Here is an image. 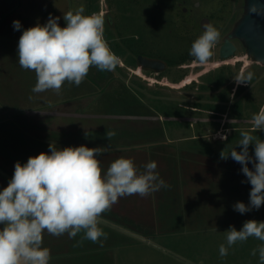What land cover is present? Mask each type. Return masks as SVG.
I'll use <instances>...</instances> for the list:
<instances>
[{"label":"crops","instance_id":"1","mask_svg":"<svg viewBox=\"0 0 264 264\" xmlns=\"http://www.w3.org/2000/svg\"><path fill=\"white\" fill-rule=\"evenodd\" d=\"M55 5L54 0H0V190L8 185L17 161L24 164L30 156L48 152L49 143L59 148L109 145L99 157L105 171L120 157L132 159L139 171L155 161L160 178L170 187L146 197L120 198L100 218L99 227L107 234V239L101 238L102 246L88 240L78 244L83 233L70 239L67 233L57 237L45 232L43 247L50 250L49 264H134V259L126 258L127 249H131L127 247L148 248L154 254L149 263L162 259L164 264H260L259 254L251 253L264 242L254 237L237 242L225 257L219 254L230 226L240 230L246 220L264 221V205L245 214L234 211L237 201L248 204L251 185L239 163L220 159L221 151L227 154L241 139L240 132L251 128L253 115L245 113L242 98L235 101L249 84L236 86L233 103L230 94L218 98V104L232 103L231 115L229 108L217 111L202 107L225 118L213 132L202 113H189L203 115L196 126L184 125L183 116L173 118L179 123L176 128L164 127L168 118L153 116L148 107L140 112L145 105L136 96V103H132L137 109L109 112L105 104L117 99L92 92L84 81L79 86L66 82L59 95L51 90L33 93L36 76L20 67L18 41L23 30L45 24L49 14L59 17ZM14 20L20 21V30H14ZM75 87L83 88L79 96ZM92 97L100 98L98 110L75 109L77 103ZM241 119L248 124L238 123ZM187 126L191 130H186ZM106 131L117 135L109 142ZM220 132L227 135L226 141L210 137ZM254 133L264 136L259 131Z\"/></svg>","mask_w":264,"mask_h":264},{"label":"clouds","instance_id":"2","mask_svg":"<svg viewBox=\"0 0 264 264\" xmlns=\"http://www.w3.org/2000/svg\"><path fill=\"white\" fill-rule=\"evenodd\" d=\"M84 12L81 6L63 14L64 27L59 24L60 17L49 14L45 24L37 23L22 31L17 45L18 63L35 73L33 93L51 90L59 95L66 82L79 86L90 68L111 72L120 64V57L104 37V16ZM249 12L264 15V5L253 3ZM21 27L19 20L13 21L14 30ZM219 38L215 26L204 24L189 52L194 62H209ZM247 67L233 78L237 86L250 84L253 79L254 73L246 71ZM257 131L264 132V107L253 115L250 130L240 132L236 147L227 154L224 150L220 153L221 160L231 158L241 165L240 171L251 185L248 204L237 201L233 205L240 214L264 205V139L252 134ZM116 135L115 131L105 133L109 142ZM217 135L227 140V135ZM250 145H254L253 155L249 153ZM108 150L109 145L59 148L49 143L48 152L30 156L24 164L15 163L12 178L0 190V264H49L50 250L43 247L45 232L57 237L67 233L70 239L83 233L78 244L88 240L102 246L101 238L107 239V234L99 227L100 218L120 198L146 197L170 187L160 178L155 161L139 171L132 159L120 157L105 171L99 157ZM225 233L226 243L219 245L221 257L227 256L237 242L250 237L264 242V221L246 220L240 230L230 226ZM257 253L260 264H264V243L251 254Z\"/></svg>","mask_w":264,"mask_h":264},{"label":"rangeland","instance_id":"3","mask_svg":"<svg viewBox=\"0 0 264 264\" xmlns=\"http://www.w3.org/2000/svg\"><path fill=\"white\" fill-rule=\"evenodd\" d=\"M160 2L162 3L155 5H136L133 0H54L55 6L59 8L61 27L66 26L63 14L69 10L75 11L81 6L85 8V15H89L91 10L93 14L103 15L105 19L104 37L109 46H118L121 41L139 36L141 41L143 40L147 44L151 40L155 42L159 50L169 52L172 59L179 54L180 50L187 52L186 57L188 56L190 61L187 62L183 77L176 75L179 72L175 69L163 73L162 78H156V76L145 72L141 74L139 70L134 69V59L130 50L124 52L123 55H117L121 62L114 71H100L95 67L90 68L83 82L89 85H86V88L92 87V92L96 91L98 94L108 95L109 99H117V102H107L105 104L107 106L104 107L105 110L109 112L132 111V108L137 109L134 104L137 101L136 97H138L145 105L143 110L140 111L139 108L140 112H146L148 107L149 111L154 113L153 116L168 118L164 121V127L176 128L179 125L173 120L176 117L184 116L181 121L188 126L189 124L196 126L200 119L206 117L207 122L211 124L210 131L213 132L212 129L223 124L225 118L221 113L215 114L209 110V112L206 111L207 105H216L218 98H227L229 94L233 103L232 96L237 86L233 78L241 68L248 65L246 71L253 72L254 77L246 90H242L240 95L235 97V101L242 98V107L245 106V113L249 115L258 113L259 109L264 107V63L258 62L248 53L247 47L241 39L230 38L247 12V0H164V2ZM107 12L112 17L111 24L107 21ZM204 19H208L209 23L219 30L220 38L212 49L213 56L210 61L200 64L194 62L189 52L193 41L203 32L201 23ZM153 21H161V27L158 25L159 31L155 33H152L155 29ZM106 36L109 38L107 39ZM227 39L235 44L237 51L231 58L222 59L219 51ZM221 71L225 74L227 82L216 87L210 81L216 78ZM96 84H98V90ZM75 88L77 96H79V92L83 88ZM244 97L246 101H244ZM99 101L100 98L92 97L88 101L84 100L77 103L75 109L81 112L96 111L101 104ZM245 102H248V105ZM232 103L227 104L224 101L218 105L221 108L224 107L225 110L229 108L231 115ZM203 106H206L204 107L205 111ZM197 107L199 110L196 109ZM190 112L202 113L204 117L199 114L192 116ZM157 121H155L156 125H158ZM141 123L143 122H140L139 125ZM238 123L241 125L248 124L243 120ZM188 126L186 130L189 129ZM197 127L199 128V125ZM252 134L255 135L256 133ZM258 134H264V132ZM210 137L220 139L217 134ZM256 137L264 139V136L261 135ZM189 144L191 143L188 142ZM232 148L234 146L229 147V150ZM249 153L250 155L254 154V145L249 146ZM127 248L131 249H127L126 258L134 259V264H164L162 259L155 263H149L154 254L148 248ZM159 252L155 251L157 255H161Z\"/></svg>","mask_w":264,"mask_h":264},{"label":"flooded vegetation","instance_id":"4","mask_svg":"<svg viewBox=\"0 0 264 264\" xmlns=\"http://www.w3.org/2000/svg\"><path fill=\"white\" fill-rule=\"evenodd\" d=\"M163 1L164 0H160ZM158 0H133V3L136 5H155L157 3H162ZM107 21L111 24L112 23V17L109 12L106 13ZM153 24L155 25V29L152 33H155L158 30V25L161 27V21H153ZM203 22L201 23L202 26ZM163 25V24H162ZM165 25V24H164ZM157 26V27H156ZM203 28V26H202ZM171 33V31H170ZM108 39L109 37L106 36ZM111 50L116 55H123L124 52L126 53L128 50L131 51L132 57L134 59L135 68L139 70V72L142 73H148L150 75L156 76V78H162V74L170 71L171 69H175L179 76L184 75L183 72L186 69L188 56L186 57L187 52L184 50H180L179 54L175 56V58L172 59V56L169 54V52H161L159 48L157 47V44L155 45V42L152 40L149 44L145 43L143 40L141 41V38L139 36H136L134 39L124 40L119 42L118 46H110ZM119 53V54H118ZM220 55V51H219ZM122 57V56H121ZM142 59L147 60L150 62L157 63L156 67H143L142 65ZM194 60V57L192 58ZM171 77V76H170Z\"/></svg>","mask_w":264,"mask_h":264},{"label":"water","instance_id":"5","mask_svg":"<svg viewBox=\"0 0 264 264\" xmlns=\"http://www.w3.org/2000/svg\"><path fill=\"white\" fill-rule=\"evenodd\" d=\"M253 3L264 5V0H247V12L230 35V38L236 37L241 39L248 50L258 62L264 63V15L250 14L249 8ZM209 23L208 19L203 20V24ZM237 47L230 40H225L220 49V57L228 59L235 55ZM143 67H156L157 63L142 59Z\"/></svg>","mask_w":264,"mask_h":264},{"label":"trees","instance_id":"6","mask_svg":"<svg viewBox=\"0 0 264 264\" xmlns=\"http://www.w3.org/2000/svg\"><path fill=\"white\" fill-rule=\"evenodd\" d=\"M90 13V12H89ZM91 14H93V11L91 10V13L89 14V15H91ZM119 54V53H118ZM223 70V69H222ZM182 77H183V75H182ZM181 77V78H182ZM180 78V79H181ZM224 82H227V80H226V77H225V74L224 73H222V71L221 72H219L218 73V75L216 76V78H214V79H212L211 81H210V83H212L214 86H216V87H220L222 84H224ZM204 88H206V87H204ZM243 87L241 86L240 87V89H242ZM239 89V90H240ZM239 92V91H238ZM139 103H141V101L139 102ZM208 106V108L206 107V106H203V107H206V109H210V110H221V108H220V105H213V106H211V105H207ZM236 109L238 110H240V106L237 104L236 105Z\"/></svg>","mask_w":264,"mask_h":264}]
</instances>
